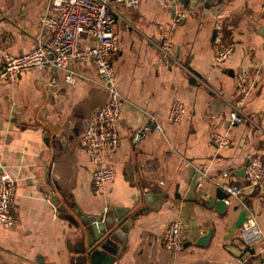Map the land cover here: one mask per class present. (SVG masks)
Masks as SVG:
<instances>
[{"label":"crops","instance_id":"obj_1","mask_svg":"<svg viewBox=\"0 0 264 264\" xmlns=\"http://www.w3.org/2000/svg\"><path fill=\"white\" fill-rule=\"evenodd\" d=\"M49 1L0 0V53L35 46L38 17ZM192 1L113 4L119 145L106 159L114 175L99 192L80 143L90 113L107 96L93 61L69 63L77 72L73 83L65 70L50 66L0 83V167L14 180L18 217L13 227L0 224V263L83 264L81 222L118 211L133 218L110 264H264V181L260 189L246 185L243 170L249 154L264 161V0H218L207 7ZM176 13L182 15L171 53L178 63L160 66L157 43ZM217 17L232 46L223 61L213 57ZM85 35L83 46L95 42ZM241 71L252 88L243 104L244 121L229 127L235 76ZM174 99L185 104L177 124L167 116ZM150 121L162 130L134 140ZM212 131L227 135L224 147L211 140ZM218 181L241 188L222 211L214 203ZM242 211L254 216L260 232L246 248L239 235L243 222L237 224ZM174 218L184 225L177 251L160 238ZM207 233L206 242L199 243Z\"/></svg>","mask_w":264,"mask_h":264},{"label":"built area","instance_id":"obj_2","mask_svg":"<svg viewBox=\"0 0 264 264\" xmlns=\"http://www.w3.org/2000/svg\"><path fill=\"white\" fill-rule=\"evenodd\" d=\"M115 2H124L127 6H135L139 0H50L47 7L38 17L39 29L36 34L35 46L22 53H0V83L13 82L19 75L31 69H43L47 66L66 71L65 79L73 83L77 72L69 67L75 60L90 58L96 68L97 81L106 90L104 103L96 107L89 115L81 136V146L92 163V185L96 192L103 190L106 182L113 175V167L106 161L119 145L117 121L120 112L121 96L115 85V69L112 55L118 47L117 36L113 29ZM182 13H176L169 26L162 29V36L157 43L160 66L177 64L171 53L173 29L180 20ZM82 34L92 37L95 42L88 46L82 45ZM224 21L217 17L214 22L213 57L215 61L225 60L232 50L230 43L224 40ZM54 79V78H52ZM54 81V80H53ZM252 84L244 71L235 76V98L230 103L227 115L228 126L241 123L245 119L243 104L250 93ZM185 112V104L181 99L171 101L168 119L177 124ZM161 131L160 124L150 121L137 130L134 140L140 139L145 133ZM211 140L217 147L227 144V135L212 131ZM0 137V151H1ZM245 163L244 179L246 185L260 189L264 181V161L255 154H249ZM223 171L222 176L227 177ZM227 196H238L241 188L228 181H218ZM15 185L5 168L0 167V224L13 227L18 223L15 210ZM264 202V195H260ZM184 225L179 218L171 219L161 233V243L172 250H180L183 243ZM239 235L242 243H252L260 236L253 215H247L242 223ZM3 264V263H0Z\"/></svg>","mask_w":264,"mask_h":264},{"label":"water","instance_id":"obj_3","mask_svg":"<svg viewBox=\"0 0 264 264\" xmlns=\"http://www.w3.org/2000/svg\"><path fill=\"white\" fill-rule=\"evenodd\" d=\"M188 0H184L187 2ZM201 1L206 7L215 4L218 0H193L192 2ZM226 192L220 186L216 189L215 207L222 211L225 208L224 197ZM139 212L143 209H138ZM76 214L81 213L76 209ZM133 215H122L118 211L115 215H109L103 212L102 215L89 216L82 223L83 232L86 238L85 255L83 264H110L113 260L112 255L118 253L120 245L124 241L125 232L128 229V221H132ZM247 218L246 211L238 217L237 224L240 225ZM209 234L199 237V243H205ZM247 244L243 243L242 248H246Z\"/></svg>","mask_w":264,"mask_h":264}]
</instances>
